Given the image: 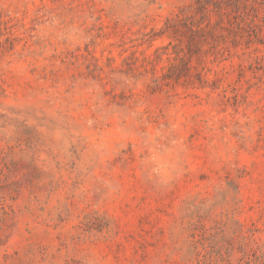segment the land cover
Wrapping results in <instances>:
<instances>
[{
    "label": "rangeland",
    "instance_id": "374dc122",
    "mask_svg": "<svg viewBox=\"0 0 264 264\" xmlns=\"http://www.w3.org/2000/svg\"><path fill=\"white\" fill-rule=\"evenodd\" d=\"M0 264H264V0H0Z\"/></svg>",
    "mask_w": 264,
    "mask_h": 264
}]
</instances>
